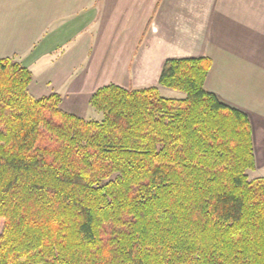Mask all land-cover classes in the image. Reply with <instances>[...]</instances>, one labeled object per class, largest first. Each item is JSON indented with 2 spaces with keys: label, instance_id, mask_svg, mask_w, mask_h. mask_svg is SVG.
<instances>
[{
  "label": "trees",
  "instance_id": "1",
  "mask_svg": "<svg viewBox=\"0 0 264 264\" xmlns=\"http://www.w3.org/2000/svg\"><path fill=\"white\" fill-rule=\"evenodd\" d=\"M210 63L164 60L183 98L103 85L91 119L0 57V264H264L251 124L204 88Z\"/></svg>",
  "mask_w": 264,
  "mask_h": 264
},
{
  "label": "crops",
  "instance_id": "2",
  "mask_svg": "<svg viewBox=\"0 0 264 264\" xmlns=\"http://www.w3.org/2000/svg\"><path fill=\"white\" fill-rule=\"evenodd\" d=\"M5 56L83 118L97 88L158 85L165 59L206 56L204 88L248 115L264 171V0H0Z\"/></svg>",
  "mask_w": 264,
  "mask_h": 264
},
{
  "label": "rangeland",
  "instance_id": "3",
  "mask_svg": "<svg viewBox=\"0 0 264 264\" xmlns=\"http://www.w3.org/2000/svg\"><path fill=\"white\" fill-rule=\"evenodd\" d=\"M165 91H169L171 94H169V92H165ZM161 95L165 96V97H173V98H183L184 97V93L183 92H177L176 90H172L170 88H164V90L161 91ZM178 96V97H176ZM100 114L97 112H87L86 117L85 118H91V119H100ZM252 139V137H251ZM253 145V144H252ZM254 154V152H253ZM255 158V156H254ZM249 177L253 178L256 176H261V174H264V171L259 169V170H255V168L253 170L248 171ZM264 177V176H263Z\"/></svg>",
  "mask_w": 264,
  "mask_h": 264
}]
</instances>
